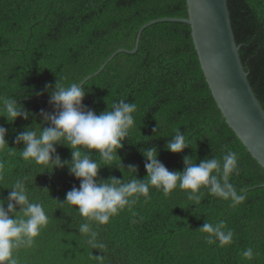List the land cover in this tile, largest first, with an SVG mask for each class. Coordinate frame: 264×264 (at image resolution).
<instances>
[{"label":"trees","instance_id":"16d2710c","mask_svg":"<svg viewBox=\"0 0 264 264\" xmlns=\"http://www.w3.org/2000/svg\"><path fill=\"white\" fill-rule=\"evenodd\" d=\"M226 4L241 65L264 112V0ZM162 18L186 19L185 0H0V96H11L28 113L27 119L18 117L13 123L0 117L7 142L0 152L5 165L0 200L6 208L13 181L30 175L31 197L43 203L49 217L34 245L17 253L19 264H99L98 255H103L102 264H264V170L221 118L184 23L144 28L134 53L116 54L83 84L82 104L97 114L120 99L137 105L135 127L118 155L125 169L137 168L138 179L146 176L141 152L152 147L169 171H183L185 156L199 164L235 151L239 174L230 182L242 203L234 205L204 190L193 205L182 190L166 196L151 188L147 202L141 197L107 225H94L107 246L100 253L78 232L83 218L62 204L79 181L67 167L40 173V166L19 156L24 145L17 137L28 128L49 126L42 113H54L50 98L57 82H82L118 49L131 51L142 25ZM177 131L189 147L174 154L165 146ZM55 147L62 162L70 161L69 148ZM92 159L103 166L98 155ZM115 164L119 167V158ZM125 169L102 167L98 179L123 175L127 182ZM205 222H223L225 231L233 232L231 244L209 245L208 234L199 230ZM248 248L254 253L251 260L242 255Z\"/></svg>","mask_w":264,"mask_h":264},{"label":"clouds","instance_id":"9594fccd","mask_svg":"<svg viewBox=\"0 0 264 264\" xmlns=\"http://www.w3.org/2000/svg\"><path fill=\"white\" fill-rule=\"evenodd\" d=\"M85 95L86 88L81 86V82L67 86L57 82L50 98L54 113H42L49 126L28 128L17 137L16 142L24 145L19 152L20 158L40 166V173L45 170L52 173L55 168L67 167L69 174L79 181V188L73 187L67 192L62 204L72 206L83 218L77 229L86 237L91 249L103 253L107 247L99 239L94 225H107L112 217L126 208L130 209L141 197L147 202L151 198V188L162 191L166 196L177 189L182 190L193 205L201 201L204 190L234 205L243 202V197L230 182L232 175L239 174L238 154L230 149L220 159L205 158L199 164L185 156L183 171H169L159 161L157 148L152 147L141 152L146 176L138 179L137 168L129 165L125 169L118 155V150L135 127L137 105L120 99L112 104L110 110L107 106L105 111L97 114L82 104ZM0 117L13 123L18 117L27 119L28 113L11 96H0ZM5 132V128L0 127V152L7 149ZM58 144L71 150L70 161L62 162L55 155ZM188 147L185 135L177 131L165 149L178 154ZM93 155L99 156L103 166L92 159ZM117 158L119 167L115 164ZM112 166L119 171L121 168L127 170L130 179L125 182L123 175L122 179H98L102 167ZM4 168V163L0 162V181L4 180ZM33 182L30 175L16 178L10 187L6 208L5 202L0 200V264H19L17 253L31 248L49 224L43 203L31 197L27 185ZM225 227L223 222H205L199 230L208 234L205 240L209 245L218 241L220 246H225L231 244L233 238V232L225 231ZM242 255L251 260L254 253L248 248ZM94 258L102 264L103 255Z\"/></svg>","mask_w":264,"mask_h":264},{"label":"water","instance_id":"95a60500","mask_svg":"<svg viewBox=\"0 0 264 264\" xmlns=\"http://www.w3.org/2000/svg\"><path fill=\"white\" fill-rule=\"evenodd\" d=\"M187 18H162L142 25L131 51L118 49L81 82L97 75L118 53H134L142 30L158 22L189 26L204 81L224 123L264 170V112L247 81L235 44L226 0H185ZM264 186V185H263Z\"/></svg>","mask_w":264,"mask_h":264}]
</instances>
